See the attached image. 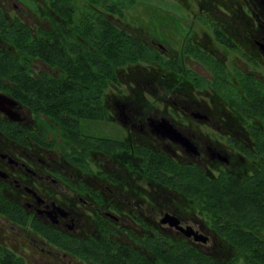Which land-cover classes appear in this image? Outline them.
<instances>
[{
	"label": "flooded vegetation",
	"instance_id": "af4514ba",
	"mask_svg": "<svg viewBox=\"0 0 264 264\" xmlns=\"http://www.w3.org/2000/svg\"><path fill=\"white\" fill-rule=\"evenodd\" d=\"M58 1L0 0V264H153L154 249L183 255L186 242L231 259L184 176L221 186L256 168L247 150L264 139L253 126L264 109L250 112L264 106V0H195L177 53L114 17L171 60L117 66L107 85L103 68H88L104 42L96 52L80 28L92 23L72 19L87 1ZM216 44L246 67L229 70Z\"/></svg>",
	"mask_w": 264,
	"mask_h": 264
},
{
	"label": "trees",
	"instance_id": "16d2710c",
	"mask_svg": "<svg viewBox=\"0 0 264 264\" xmlns=\"http://www.w3.org/2000/svg\"><path fill=\"white\" fill-rule=\"evenodd\" d=\"M86 1L83 10L77 12L74 8L72 19L92 23L80 28L86 30L83 36L91 39L96 52L98 44L104 42V55L89 56L88 68H103L105 85L109 80L115 79L114 69L117 66L124 67L131 62L142 61L164 67V59L158 50L130 32L124 29L118 30L110 24L114 17L124 19L126 12L135 5L133 0ZM58 4L65 7L70 2L59 0ZM58 13L63 20L69 19L67 9L59 10ZM89 80L91 86L97 85L100 76L92 71ZM263 109L264 106L261 104L252 108L250 112H256V118H262ZM261 120L262 125L259 126L257 122L253 124L256 132L260 134L264 132V121ZM253 141L257 153L250 149L247 153L255 159V169L234 173L230 177L225 176V184L221 186L212 179L198 178V175L194 177L192 172H187L184 176L186 185L183 192L186 199L195 203L196 207L216 213V216L208 218L207 221L212 222L217 219L215 226L218 228V238L223 244L233 247L235 256L231 259H214L186 242L183 255H180L177 248L173 249L171 244L167 254L160 249H154L153 264H264V139L257 137ZM198 198H201V201H198ZM228 198L231 200L227 201ZM143 261L145 264L146 258Z\"/></svg>",
	"mask_w": 264,
	"mask_h": 264
},
{
	"label": "rangeland",
	"instance_id": "374dc122",
	"mask_svg": "<svg viewBox=\"0 0 264 264\" xmlns=\"http://www.w3.org/2000/svg\"><path fill=\"white\" fill-rule=\"evenodd\" d=\"M133 1L135 2V7L126 12L124 23L132 22L134 23V27L141 28L145 34L156 36V40L163 48H168L170 53H177L178 51H181L184 46V39L181 36L184 35L187 25L190 26L191 24L192 26V20H194L197 15L195 0H186V2L184 0ZM182 1H184L185 4ZM80 5H82V3L79 4V6ZM186 5L191 6L193 11L191 14L187 13ZM79 6L78 11L81 9ZM156 23L162 26L156 27ZM171 26L174 27V29H172L173 31H169ZM158 30L163 33L169 31L171 35H158ZM195 30L197 32L198 29L195 27ZM214 47L220 52L223 51V55L225 56L224 59L229 70L234 71L236 67H246V62L243 60L242 55H239L236 51L225 50L224 47L219 46L218 44L214 45ZM170 57L171 56L169 55H166L165 57L163 56L164 62L168 63V61L171 60ZM250 68L253 69L252 67Z\"/></svg>",
	"mask_w": 264,
	"mask_h": 264
}]
</instances>
